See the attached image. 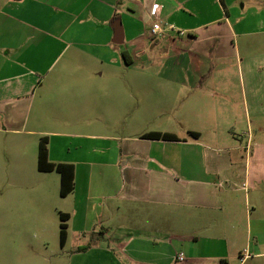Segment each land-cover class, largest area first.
Listing matches in <instances>:
<instances>
[{
    "label": "crops",
    "instance_id": "obj_1",
    "mask_svg": "<svg viewBox=\"0 0 264 264\" xmlns=\"http://www.w3.org/2000/svg\"><path fill=\"white\" fill-rule=\"evenodd\" d=\"M155 4L183 35L150 38ZM252 5L259 30L249 20L239 43L227 0H0V264L31 229V264H264V0ZM157 87L167 123L136 133ZM42 136L51 162L74 165L65 196L58 172L28 175ZM53 209L66 240L48 260Z\"/></svg>",
    "mask_w": 264,
    "mask_h": 264
},
{
    "label": "rangeland",
    "instance_id": "obj_2",
    "mask_svg": "<svg viewBox=\"0 0 264 264\" xmlns=\"http://www.w3.org/2000/svg\"><path fill=\"white\" fill-rule=\"evenodd\" d=\"M253 2H254V0H227L228 8L230 10V14H229L230 16L228 17V20L230 23H232L235 26L234 29L236 31V37L239 36V34L243 33L244 31H248L250 29V27L255 28L256 30H259V25L261 24L260 18L259 17L256 18V16H255V13H254L255 8H253L255 5H252ZM237 19H240L238 23H236ZM249 20H251V23L249 24L250 27L248 26ZM263 20H264V17H263ZM261 35L263 36L264 32L261 33ZM240 37H239V39L237 37V39L239 40V43H242V39H240ZM253 37L259 38V35L258 34L253 35ZM237 39H235V41H237ZM262 46H264V45H262ZM242 48H243V45L241 47V50H242ZM160 50H161V45L156 43L154 48L149 50V53L151 55H153L154 57L158 58V56H159L158 52ZM231 52H232V50H230V53L229 52L227 53L226 59H224L223 62L226 65L228 64L229 68H231V66H235L234 71L232 69V73L234 72V74H236V77H237V75H238L237 69L239 70V68L237 66V61H236L235 57H232ZM242 55L243 54L240 52L241 58H242ZM134 62L141 64L142 59L135 57ZM210 62L214 64V63H216V59L214 58L213 60H210ZM242 67H243V62H242ZM161 78L162 77L157 74L156 76H154L152 78V80H161ZM153 102L156 106L155 113L151 114L147 118H142V119L138 120V123L136 125H134V130H133L134 132L141 133L143 131L158 130V129H162L165 127V125L167 123V120L165 117H167V116L164 115V113H160V111H159V110L163 109V105L166 102V95L163 92V88L157 87V90H155V93H154ZM28 143L30 145L32 143H37V142L34 141L33 139L29 138ZM28 167H29L28 175L30 176L31 174H33L32 171L35 172V170H37L36 156L34 157V163L28 162ZM32 167H33V169H31ZM54 174H56V173H54ZM27 188L29 189L30 186L27 185ZM4 189H5V186L3 184H1L0 191L3 192ZM66 204L69 205V203H67L66 199H65V201H64V199H61V206L63 205L64 207H66ZM59 221H60V219L58 216V212L53 209L51 211L50 217L48 218V221L46 224V231L42 232L43 239L48 242V245H47L48 248L42 249V254L48 260L51 258H54L56 256V253L59 250ZM2 223H3V219H2V217H0V233L1 234L3 233L2 232V230H3ZM32 231H34V230L31 229V231L26 232L27 233V236H26L27 246H26V248H23V251H25V252L27 251L25 253L26 255L23 252H18V253L14 252L12 254L13 256L16 255L15 256V263L16 264H18V256L24 257L23 258L24 262L22 264H31L32 263V260H30V258L33 256L32 251L30 249V241L32 240V233H33ZM37 233L40 234V232H37ZM35 235H36V232H35ZM0 237H2V236H0ZM75 239H76V237L73 236L70 239L69 244L70 245L75 244V242H76ZM2 255H3V251H2V249H0V256H2ZM44 262H45V264H48V262H50V261L45 260Z\"/></svg>",
    "mask_w": 264,
    "mask_h": 264
},
{
    "label": "trees",
    "instance_id": "obj_3",
    "mask_svg": "<svg viewBox=\"0 0 264 264\" xmlns=\"http://www.w3.org/2000/svg\"><path fill=\"white\" fill-rule=\"evenodd\" d=\"M195 133V132H192ZM142 137L177 140V136L162 131H149L142 134ZM37 168L40 171H56L60 175V195H67L74 187V165L65 162H51L47 154V136H42L38 142ZM67 214L60 213L59 222V243L63 246L66 240V223Z\"/></svg>",
    "mask_w": 264,
    "mask_h": 264
},
{
    "label": "built area",
    "instance_id": "obj_4",
    "mask_svg": "<svg viewBox=\"0 0 264 264\" xmlns=\"http://www.w3.org/2000/svg\"><path fill=\"white\" fill-rule=\"evenodd\" d=\"M160 14L161 4H155L154 8L150 12L151 18H153L149 26L150 38L152 40L156 38L158 39L167 32H175L178 35H183L185 33L183 29L176 27L175 24L162 20Z\"/></svg>",
    "mask_w": 264,
    "mask_h": 264
},
{
    "label": "water",
    "instance_id": "obj_5",
    "mask_svg": "<svg viewBox=\"0 0 264 264\" xmlns=\"http://www.w3.org/2000/svg\"><path fill=\"white\" fill-rule=\"evenodd\" d=\"M114 28H115L114 41L115 42H121L122 41V29H121V25L116 24V25H114Z\"/></svg>",
    "mask_w": 264,
    "mask_h": 264
}]
</instances>
